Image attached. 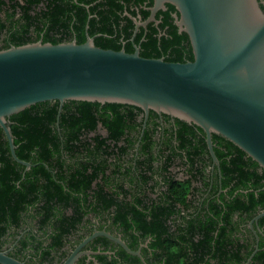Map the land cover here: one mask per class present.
Masks as SVG:
<instances>
[{"label":"flooded vegetation","instance_id":"flooded-vegetation-1","mask_svg":"<svg viewBox=\"0 0 264 264\" xmlns=\"http://www.w3.org/2000/svg\"><path fill=\"white\" fill-rule=\"evenodd\" d=\"M4 1L10 16L6 27L11 33L4 30L1 51L14 47V43L8 41L12 34L25 42L20 46L52 44L54 41L81 45L88 38L95 45L100 39H107L119 51L124 50L128 54L138 51L140 55L148 48H160L161 40L168 37V31L177 30L173 17L175 12L168 7L164 11H156L151 17L153 0ZM4 45L10 46L1 49ZM97 110L99 114L93 118L95 129L87 131L84 127L83 132L77 133L75 153L63 152L66 150L61 146L65 144L66 133L59 131L57 118L54 128L61 147L59 155L54 154L42 164L23 161L29 164L28 170L12 159L9 199L15 200L25 187H44L45 218L48 215L46 200L49 186L103 188L116 199L128 202L136 195L169 202L168 189L187 184V214L194 227L202 228L204 232L210 230L213 238L211 256L216 251L215 240L219 241L224 236L222 241L226 243L222 244V257L225 259L214 260L207 255L206 260L211 264H264V216L260 217L264 214V171L261 168H256L245 158L244 173H229L227 182L215 152L222 153V162H229L231 157L235 159L238 155L218 146L213 135L212 151L218 164L213 162L209 153L204 132L186 128L177 123L179 120L155 113L146 116L141 110L142 113L128 111L127 108H117L116 115L111 114L110 109ZM82 125L81 121L79 126ZM30 155L34 157V153ZM59 157L61 165L57 162ZM39 167L43 170L36 172ZM120 188L124 192L117 190ZM93 195L91 199L95 200ZM36 196L39 201L40 195ZM52 212L51 222L40 228L39 218L27 206L20 213L18 222L0 238V253L20 264H65L77 247L95 232H105L126 244L121 229L117 225L112 226L106 215H85L77 229L58 237L54 226L64 212L61 209ZM197 228L193 231H199ZM145 248L146 243L137 242L136 251L140 250V255ZM120 249L108 239L97 237L82 247L80 253L84 255L74 264H102L97 257L111 262ZM85 253L93 254L88 256Z\"/></svg>","mask_w":264,"mask_h":264},{"label":"water","instance_id":"water-1","mask_svg":"<svg viewBox=\"0 0 264 264\" xmlns=\"http://www.w3.org/2000/svg\"><path fill=\"white\" fill-rule=\"evenodd\" d=\"M152 16L167 6L175 27L187 36L192 62L145 59L139 52L96 47L91 39L52 45L27 44L0 51V129L11 158L15 155L8 119L41 103L65 102L129 106L194 125L206 135L222 137L264 171V1L153 0ZM152 19V18H151ZM150 19V20H151ZM262 214L260 217H263ZM104 237L145 264L140 250L95 232L65 264L84 255L88 242ZM91 255L93 253H85ZM0 264H20L0 253Z\"/></svg>","mask_w":264,"mask_h":264},{"label":"trees","instance_id":"trees-1","mask_svg":"<svg viewBox=\"0 0 264 264\" xmlns=\"http://www.w3.org/2000/svg\"><path fill=\"white\" fill-rule=\"evenodd\" d=\"M5 6V1L0 0V43L5 40H3L4 30L11 33L6 27L10 16L9 10ZM167 7L175 11L172 7ZM261 9L264 12V7H261ZM105 30L107 31V29ZM8 41L14 43V47L25 43L21 38L13 37L12 34L9 35ZM57 44L58 42H52V45ZM9 46L4 45L1 49H6ZM95 46L103 50L119 51V48L107 39H100L98 43H95ZM140 57L163 59L168 63L181 64L193 61L187 36L185 34L178 35L175 28L168 31L167 38L161 40L160 48H148L146 53L140 54ZM58 107L57 102L41 103L8 119L15 153L20 160L28 163H46L54 154H60L61 147L66 150L63 151L64 153H75V148L78 147L74 143L77 133L83 132L84 127L88 129L87 131L95 129L96 124L93 123V118L99 114L97 110L99 108L103 110L110 109L113 115L117 114L115 113L117 108H127L128 111L142 113L139 109L129 106L65 102L58 115ZM149 115L155 114L149 112ZM57 118H59V131L66 133L65 144L61 147L59 137L55 134L57 131L54 128ZM81 121L83 125L79 126ZM177 123L186 128H193L202 132L193 125H187L180 121H177ZM213 140L218 143V146L221 145L226 150L234 151L238 155L235 159L231 157L229 162L226 160L222 162L220 157L222 153L215 152L227 182L230 180L229 173L234 171L240 174L244 173L245 158L256 168H259L243 152L222 137L213 135ZM31 152L34 153V157L30 155ZM223 155L226 154L223 153ZM60 158L57 160L59 165L62 162ZM13 164L14 161L9 154L7 141L0 129V238L6 234L14 223L18 222L20 213L27 206H30L34 216L39 218L40 228L44 227V223L51 222L52 210L55 212H57V209L63 210L64 216H61L54 226L58 231L55 233L58 237L66 236L77 229L85 215L91 214L95 217L106 215L112 226L117 225L121 229L123 240L130 250L136 251L137 242L140 244L146 243V248L141 251L145 264H211L209 260H206L207 255L214 260H218L220 257V259H225L222 257L224 256L222 244H226L222 241L224 236L219 241H214L216 251L211 256L212 250L210 247L213 238L210 235V230L204 232L202 228L192 225V221L189 219L190 216L187 214L189 209L186 200L189 191L187 184L170 187L168 189L169 202L153 201L146 196L139 197L137 195L134 200L128 202L124 199H116L103 188L49 186L46 200L48 215L44 218V187L41 188L35 185L25 187L23 193L18 192L15 200L9 199L10 190H12L10 173ZM40 169V167L36 168L35 171L38 172ZM257 179H260V177L258 176ZM117 190L120 193L124 192L122 188ZM139 191H142V189ZM36 195H40L41 199L39 201H37ZM92 195L96 197L95 200L91 199ZM68 212H71V214L67 215ZM194 228L199 229V231H193ZM196 236H199V238ZM58 244L60 245V242ZM97 259L102 264H142L138 258L126 254L122 249L119 250L116 258L115 256L112 257L111 262L102 257H97Z\"/></svg>","mask_w":264,"mask_h":264}]
</instances>
